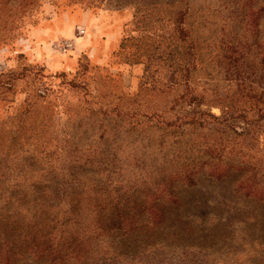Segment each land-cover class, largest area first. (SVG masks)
<instances>
[{"label": "rangeland", "instance_id": "374dc122", "mask_svg": "<svg viewBox=\"0 0 264 264\" xmlns=\"http://www.w3.org/2000/svg\"><path fill=\"white\" fill-rule=\"evenodd\" d=\"M78 7L74 46L39 51L61 61H25L32 25ZM240 79L264 88V0H0V264H249L264 103ZM200 101V127L249 121L250 148L198 126L178 149Z\"/></svg>", "mask_w": 264, "mask_h": 264}, {"label": "trees", "instance_id": "16d2710c", "mask_svg": "<svg viewBox=\"0 0 264 264\" xmlns=\"http://www.w3.org/2000/svg\"><path fill=\"white\" fill-rule=\"evenodd\" d=\"M173 72H175V70ZM174 79H176V77H174ZM181 81H183V83H185L184 82V78H180L177 83H179ZM235 84L236 85H240V87H241L240 90H238V89L235 90L239 94V97H244L245 98V97L250 96V95H255L257 97V100L255 101V104L258 107H260L261 104L264 103V88L263 87H261V88L259 86L256 87L253 83H250V82L248 83V82H246L244 80H241V79L236 81ZM228 85L230 86V84H228ZM259 89H261V90H259ZM201 103H202L201 101L197 102V104L193 102V104L190 106L191 107L190 109L182 108V111L185 112L184 117H186V118H182V116H178L177 113H175V117L173 119V123H174L173 126L175 128H173V130H171V132L174 133L175 138H176V136H179L181 138L179 140V142L177 143L178 144V146H177L178 149H182V148H185L187 146V144L189 142V138L191 136L190 132L197 131V134H199V132L197 130L198 126H199V128H202L201 130H208L210 132V135H214L217 138L218 141L215 140L214 145L215 144H219L221 139L227 138L228 136H230L233 133V134H236L237 136L241 137V140H240L241 141V146H240L241 148H246V147L250 148L249 147V142H247L244 145V147H242L244 141L248 140V138H247L248 135L245 136L244 135L245 132L239 133V132L236 131V129H238L239 127H242V126H244L242 128V129H244V131L247 130L246 126H248L250 124L249 121L242 120L241 121V123H243L242 126H238V127L231 126V124L229 122H227L229 119H226L225 115L223 113H221L220 114L221 118L219 117L220 120L218 121V123H219L218 127L211 126L209 129L207 127H200L202 125V123L200 122L201 115L202 114H206V112H204L203 110L198 109L199 108L198 106ZM247 110H249V109L246 108L244 111H247ZM144 113H147V112H144ZM207 115H210V113H207ZM146 117H147V119L150 120L152 116L147 115ZM148 124L149 123L145 124V127H149L150 125L148 126ZM160 124L161 123H159L157 125H160ZM186 125L190 126V128H189L190 131L189 132L185 131L186 130ZM187 129H188V127H187ZM258 132H259V129L257 130V134H258ZM11 133H13L15 135L14 138H16L17 132L16 131H12ZM51 133H52V131H51ZM201 133H202V131H201ZM205 137H209V135L205 134ZM43 141H45V142L47 141L48 142V140H46V139L43 140ZM43 141L41 143H39L38 146H43L44 145ZM176 141H178V140L176 139ZM202 143H204V141ZM235 144L237 145L238 143L236 142ZM256 144L258 146L261 144L260 140L258 139V136H257V139H256ZM204 145H205V149L211 148L210 146H208L206 144H204ZM52 146L55 147L56 144L53 143ZM215 147H216V149L218 148L219 151L221 150L220 152L217 153V155L219 154L218 156L220 158L221 156H223L222 152H224V149L221 146H219V147L215 146ZM225 147L226 146H224V148ZM254 147L256 148L257 152L260 151L258 149V147H256V146H254ZM202 153H204V152H202ZM220 160L222 161V159H220ZM223 161H225V164L227 163L226 162L227 160L225 158H224ZM58 174H59V172H58ZM56 180H57V183H60L62 185H66V184L69 183L68 181L62 180L61 178H59V180L58 179H56ZM70 182L78 183L77 181H75V177L74 176L71 177ZM254 182H257V184H258L257 185L258 188L256 190L257 193L261 194L262 192H264V187H262L260 185V184L263 183V180L262 179H258L257 181H254ZM162 183H163V181H162ZM244 195L247 196L248 195L247 192L244 193ZM3 206H5V205H3ZM252 219H255V218H252ZM249 229L251 230V232H250V239H251L250 244H251V246L253 248H261V251H256L255 255H252L253 259H250L249 264H264V220L261 219V218H259V220H255V221L253 220V222L250 223V225L248 227V230ZM1 238H4V236H2ZM5 245H6L5 242H3L2 243L3 249L0 252V261L1 260H5L7 258V254L6 253H7L8 249L5 248ZM31 249H34V251H36L37 253L42 251V249L39 248L37 243H33L31 245ZM71 252L74 253L76 256H77V254L80 253L79 249H71ZM1 253H4V255H1ZM255 256H257V257H255ZM2 257H4V258H2ZM5 262H6V260H5Z\"/></svg>", "mask_w": 264, "mask_h": 264}, {"label": "crops", "instance_id": "0c3cea01", "mask_svg": "<svg viewBox=\"0 0 264 264\" xmlns=\"http://www.w3.org/2000/svg\"><path fill=\"white\" fill-rule=\"evenodd\" d=\"M89 13L90 11L88 9L86 10L81 7H78L74 15L72 12H70V15L68 13L61 12L59 16L58 14H56L55 18L50 22H47V20H45L40 24L34 23V25H32L31 27L30 35L33 39L32 46L34 47V53L36 54L37 52L39 55L35 56L32 54H27L25 50H20L21 54L25 53L22 54L24 55V60L29 63L31 62L37 63V61H39V63L41 64L48 63L49 65L56 66V64L61 61L59 59L62 54L55 55L54 57H49V56L47 57L46 55H43L42 51L39 52L40 49L50 47L49 41H56V42L63 41V42H68L69 46H74L73 44L74 42L71 41L72 37L74 36L72 35L73 29L71 28V25L75 22L76 23L79 22L82 25L86 24V18L88 17ZM66 50L68 51L69 49ZM75 52L76 50L73 53ZM67 57H65L64 59H67Z\"/></svg>", "mask_w": 264, "mask_h": 264}, {"label": "built area", "instance_id": "2783aa9c", "mask_svg": "<svg viewBox=\"0 0 264 264\" xmlns=\"http://www.w3.org/2000/svg\"><path fill=\"white\" fill-rule=\"evenodd\" d=\"M79 31H80V32H83V31H84V29H83V28H81ZM68 47H70V46H69V43H68V42H65V43L62 45V47H61V48H62L63 50H65V49H66V48H68Z\"/></svg>", "mask_w": 264, "mask_h": 264}]
</instances>
